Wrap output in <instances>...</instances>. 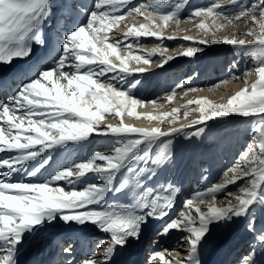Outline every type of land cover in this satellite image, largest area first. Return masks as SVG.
<instances>
[{
    "label": "snow or ice",
    "instance_id": "snow-or-ice-1",
    "mask_svg": "<svg viewBox=\"0 0 264 264\" xmlns=\"http://www.w3.org/2000/svg\"><path fill=\"white\" fill-rule=\"evenodd\" d=\"M66 7L68 17L58 30L55 54L37 57L20 72L23 79L7 102L0 103V154H4L0 155V264H18L26 237L56 222L91 225L105 234L106 239L77 264H111L117 248L138 240L149 220L164 221L157 235L167 236L175 230L183 233L181 247L187 244L186 253L176 249L157 252L150 264L157 260L160 264H202L199 250L212 225L245 218L249 230L256 231L252 210L264 206V0L248 4L219 0L192 9L187 20L181 15L185 4L172 0H91L88 8L69 0ZM53 15V0H0V66L31 61L37 47L45 48V25ZM127 18L144 22L123 25ZM193 19L200 20L195 27L202 38L183 36L195 46L185 47L178 55L194 57L204 51L200 45L229 46L253 62L242 73L244 86L223 103L188 100L182 109L193 104L196 108L185 110L183 118L198 114V119L180 128L165 131L125 124V117L160 122L171 118L170 123L180 119L177 108L160 115L138 112L146 106L156 107L158 101L136 95L141 84L137 74L147 71L143 66L163 68L173 60L164 55L169 49L163 41L175 40L176 35L165 37L164 33L173 23L179 28ZM245 20L251 26L244 38L217 36ZM120 27H126L123 35H112ZM149 37L160 43L145 55L134 51L143 46L141 38ZM157 53L158 63L152 59ZM132 62L143 66L131 67ZM227 83L222 80L212 87ZM178 90L187 95L200 89L188 80L178 82L167 94L168 103ZM232 117L250 124L249 142L224 172L222 182L198 189L176 209L179 189L147 183L157 168L171 160L172 140L164 138L197 137L209 122ZM105 120L119 122L101 127ZM93 137L113 138L108 145L111 154L93 150L86 158L58 164L49 171L53 152L63 150L70 157L90 146ZM154 148L159 149L155 155ZM232 185L236 191L229 190ZM221 196L227 205L217 206ZM174 210L176 214L170 215ZM253 239L264 247V230ZM63 251L71 255V245ZM240 264H256L254 250Z\"/></svg>",
    "mask_w": 264,
    "mask_h": 264
},
{
    "label": "rangeland",
    "instance_id": "rangeland-1",
    "mask_svg": "<svg viewBox=\"0 0 264 264\" xmlns=\"http://www.w3.org/2000/svg\"><path fill=\"white\" fill-rule=\"evenodd\" d=\"M69 0H53L54 15L53 18L45 25V39L47 44L53 37L58 38V30L65 24L68 17V9L66 4ZM77 5H84L85 8L90 7L91 0H71ZM173 3H184L185 7L182 12V18L187 20L188 13L197 7H204L212 3L219 2V0H172ZM257 2V0H244V3ZM224 4H228L229 0H223ZM57 9V10H56ZM63 11V12H62ZM61 13L60 28H54L53 25L56 15ZM82 14V12H81ZM53 21V22H52ZM142 18L133 20L127 18L122 22L123 25L131 26L133 24L143 23ZM200 23L199 19H193L190 22L181 23L179 28L173 23L169 26L164 36L175 33V40L164 39L163 46L168 48L164 55L175 57L163 68H156L155 64L151 66L136 65L135 62L130 64L131 67H147V71L143 74H137L141 80V84L136 89V95L144 100H157L156 107L146 106L138 109L142 115L153 114L160 115L164 112H170L172 108L181 109L179 112L180 119L174 123H170V119L160 121H148L146 119L124 118V123L138 128L160 127L167 131L169 127L180 128L183 125L190 124L193 120L198 119V114L189 115L186 119L183 118L185 110L192 111L196 105H190L187 109H182V105H186L188 100H197L206 98L213 103L219 104L226 102L231 94L239 91L244 85L242 83L244 76L242 73L246 69L253 67V62L250 59L242 58L237 55L229 46L215 45L204 46V51L194 57H183L178 55L179 52L185 50V47L195 46L193 41H186L183 36H194L196 40L202 38L198 34L196 25ZM208 23H211L208 21ZM50 25V26H49ZM251 25L247 20L237 22L232 26L217 32L218 37L238 35V38H244L243 34L249 29ZM126 27L114 29L112 35L122 36ZM49 36V38H48ZM51 36V37H50ZM211 40V36L208 37ZM142 47L135 48L134 51L145 55L156 47L160 42L155 38H141ZM40 47L36 48V53ZM152 59L157 63L160 61V55L154 54ZM23 61L17 60L11 66H0V72L5 71V68H13L19 66ZM238 65L233 69L232 65ZM240 77L239 80H233V77ZM188 80L192 87L200 89L196 92H188L187 95L183 91L177 92L171 103L167 101V94L178 83ZM228 80L229 83L221 84L219 87H212L217 82ZM118 120H105L101 127L108 123H118ZM250 124L240 118H228L226 121L209 122L205 128L204 133L197 137L186 138L183 135H176L173 137L164 138L171 139L172 143L169 146L171 153V160L166 165L157 168L156 175L147 183L152 186H159L161 184H171L179 189L177 193L176 209L182 206L185 198L194 195L198 189H205L208 185L222 182L224 179V172L232 167L233 162L238 157V154L249 142ZM195 129H186V131H194ZM111 137H93L92 144L85 145L79 148L76 153L70 157L66 156L63 150L52 153L56 159L51 164L52 168L57 167L58 164L70 163L73 160L86 158L93 150L100 151L105 154H111L108 145L112 141ZM159 151L158 148L153 149L155 155ZM56 156H59L58 158ZM61 159V160H60ZM56 161V163H55ZM193 167L199 169V173L192 170ZM194 176H193V175ZM231 175V173H229ZM194 180V181H193ZM229 190L236 191V186H229ZM228 200L221 196L217 206L227 205ZM202 209L204 206H201ZM252 223L255 225L256 231H250L248 227V220L245 218L236 219L234 222L222 223L220 225H212L210 233L206 240L200 247L199 257L202 264H240L241 258L254 250L256 264H264V247L259 246L258 242L253 237L260 230H264V206H257L253 208ZM175 210L170 215H175ZM167 219V218H165ZM162 220H149V223L144 226L142 234L138 240L133 239L123 248H117L111 264H129L130 261L136 257V254L142 251L139 264H150L152 257L157 252H167V250L176 249L181 253H186L187 244L183 243L181 237L183 233L173 230L170 235L159 236L157 231L160 228ZM61 223L57 224L59 226ZM67 226V225H66ZM78 225H71V227ZM70 227V226H69ZM94 233H96L93 246L89 247L88 240L83 244L84 251L88 250L89 255L96 249L97 244L106 239L105 234L100 233L93 226L88 225ZM249 241L238 247V238L240 236H248ZM70 245V244H69ZM68 246V245H66ZM65 246V247H66ZM61 248L60 255L64 253ZM63 255V254H62ZM87 255H81L77 262ZM174 259L175 257H168ZM76 262V264H77ZM60 264H65L61 262ZM156 264H160L159 260Z\"/></svg>",
    "mask_w": 264,
    "mask_h": 264
},
{
    "label": "bare ground",
    "instance_id": "bare-ground-1",
    "mask_svg": "<svg viewBox=\"0 0 264 264\" xmlns=\"http://www.w3.org/2000/svg\"><path fill=\"white\" fill-rule=\"evenodd\" d=\"M63 13H65V16H68V13ZM56 16L53 25H51L55 29L61 26V19L59 18L61 13H58ZM55 36L57 37V33ZM56 37H53L45 48L38 49V52L32 57L31 61H23L19 66L5 68V71L0 72V103L7 102L9 96L23 79V77L19 75L20 72L25 70L29 64L35 62L37 57H43L46 53L50 55L55 54ZM56 157L58 158L59 156ZM192 170H196V172L199 173V169L196 167H193ZM59 223L61 224L57 226ZM95 235L96 233H94L90 227L76 226L74 228L73 226H66L62 222H56L26 237L18 253V264H60L61 262L69 264V261L76 264L81 255L88 254V250L84 251L83 244L88 240L89 247L93 246ZM249 237L250 235L240 236L237 243V245H239L238 247L248 242ZM69 244L72 248L71 255L65 252L62 253L63 255H60L62 251L61 248ZM141 253L142 251L137 253L136 257L133 258L129 264H139Z\"/></svg>",
    "mask_w": 264,
    "mask_h": 264
}]
</instances>
